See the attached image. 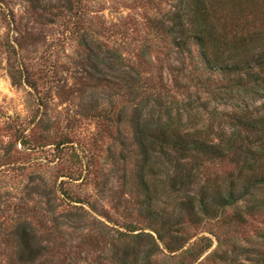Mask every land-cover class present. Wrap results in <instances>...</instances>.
I'll use <instances>...</instances> for the list:
<instances>
[{"label":"trees","instance_id":"16d2710c","mask_svg":"<svg viewBox=\"0 0 264 264\" xmlns=\"http://www.w3.org/2000/svg\"><path fill=\"white\" fill-rule=\"evenodd\" d=\"M21 1L16 13L0 0V52L31 107L6 120L0 167L17 163V143L74 148L59 123L96 130L77 166L53 182L30 175L40 206L0 222L5 264H54L74 234L94 256L66 264H264V227L240 236L264 220V0H111L138 11L122 24L96 0ZM55 96L69 105L54 110ZM113 176L150 231L100 211Z\"/></svg>","mask_w":264,"mask_h":264},{"label":"rangeland","instance_id":"374dc122","mask_svg":"<svg viewBox=\"0 0 264 264\" xmlns=\"http://www.w3.org/2000/svg\"><path fill=\"white\" fill-rule=\"evenodd\" d=\"M119 1L120 0H117V2ZM21 2V0H5L8 7H10V9H14L16 13H21L23 11ZM125 5L126 4L124 2L123 4H118L112 2L111 0H96L93 4L95 7L94 9L101 11L100 13L107 17V19L111 20L112 18H116L115 22H121V24L122 21L128 18L127 16H129V14L136 15L138 12L126 7ZM33 26L38 27L36 31L46 37L48 41L51 39L50 37L58 34V27L56 26H40L39 24H34ZM127 26L131 27L132 25ZM7 29V26L0 22V34L4 33ZM37 47H39L38 49L40 51L35 53V55H39L44 46L38 45ZM67 52H69V50H67ZM6 67L7 63L4 59V54L0 52V140L2 139V141H0V153L4 151L3 149L9 148V137L5 135V132L2 130L3 126L8 125L6 120L10 116H19L20 119L28 118V108L31 107L30 99L27 95L28 88L24 85L20 87L15 86L12 83ZM69 75L70 74H68V76ZM165 78H167L166 73ZM192 89H194V87H192ZM75 102H79V99H75ZM261 102V100L258 101V105H260ZM68 103L69 101L66 102L63 98H57L55 96L53 102L51 103V108L59 111L68 106ZM219 107L222 109V106ZM17 124L23 126L28 123ZM58 128V133H68L72 141L71 143L74 144V148L70 147L69 149H65L62 153L55 149V146L52 143L53 140L47 141L45 147L36 149L30 148L28 145L24 147L20 143H17L16 147H14V152L16 151L15 154H17L18 159L17 163L3 165L0 167V222L8 220L10 217L16 218L17 212L15 211V208L25 205L23 201H27L28 205L31 207L35 204L40 206V197L38 194H32V197L29 199L27 197V185L32 180L30 175H34L35 178L42 175L53 182L58 173L62 171V168L77 166V164H75V161L77 160L76 152H80V149L90 148L92 144V136L96 130L95 123H91L87 120L83 121V123L69 124L68 129H64L66 128V123H59ZM107 142V139L102 141L104 144ZM219 170H221V168ZM62 179L63 177L58 178V183ZM112 181L111 186L113 190L106 192L105 196L99 195L97 197V205L100 211H102L101 207L103 206V211H108L111 219H113L120 226L128 222L134 223L135 229H137L134 233L140 231H150L149 224L146 221H143L139 216H128L127 212H125L127 211L126 207L131 205L133 199L122 193L115 176L112 177ZM129 200L131 201L129 202ZM101 218L104 219L103 216ZM1 224L2 223H0V225ZM5 224H8V221ZM263 227L264 220L262 218H257L251 221L250 225L245 228L243 233L241 232L242 234L240 236L244 238L250 237L256 228L261 229ZM121 230H124V228L121 227ZM3 232H5V230L3 227H0V264H5L7 251L9 252L3 242ZM199 232H196V230L192 231V233H194L192 234L194 235L192 241L202 235H206L212 237L214 240L212 248L217 245L215 237L210 234V232H201L200 230ZM66 237L67 238L64 240L59 250L61 253L54 264L69 263L70 258L74 261L78 259V261L80 260L83 263L85 262V259L89 261V259L94 256L92 248L81 243L82 240L77 234H74L73 236L66 235ZM95 254H97V252ZM62 257H67L66 262H60Z\"/></svg>","mask_w":264,"mask_h":264}]
</instances>
